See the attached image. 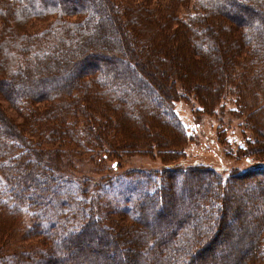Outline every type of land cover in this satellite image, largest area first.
I'll list each match as a JSON object with an SVG mask.
<instances>
[{
	"label": "trees",
	"instance_id": "trees-1",
	"mask_svg": "<svg viewBox=\"0 0 264 264\" xmlns=\"http://www.w3.org/2000/svg\"><path fill=\"white\" fill-rule=\"evenodd\" d=\"M260 2L0 0V99L14 112L0 105V264H75L67 253L94 227L113 248L132 236L135 250L91 264H264V5L253 8ZM94 43L117 52L87 51ZM191 74L198 81H188ZM179 101H194L195 114L241 117L248 138L239 152L259 163L225 176L208 164H183L194 134ZM222 133L217 123L218 140ZM102 153L113 162L134 154L162 161L136 182L144 190L129 221L113 223L103 207L97 213L89 187L71 181L74 159ZM35 177L42 183L31 186ZM177 181L192 182L188 204ZM176 203L185 214L173 228L153 232L141 221L152 208L166 221ZM110 212L122 214L116 204ZM229 214L248 215L253 250L208 263L202 253L210 243L232 233Z\"/></svg>",
	"mask_w": 264,
	"mask_h": 264
},
{
	"label": "rangeland",
	"instance_id": "rangeland-1",
	"mask_svg": "<svg viewBox=\"0 0 264 264\" xmlns=\"http://www.w3.org/2000/svg\"><path fill=\"white\" fill-rule=\"evenodd\" d=\"M262 3L264 5V0H262L260 4L253 6V8L255 10H260L259 8L262 7ZM123 26L125 30H130L128 25L124 24ZM126 41L129 42L128 40ZM90 47L97 48V50L102 51L106 55H113L117 52L115 46L109 47L102 43L87 45V51L90 50ZM158 52L161 53V51ZM81 55L82 52L76 53L74 59L79 58ZM123 56L126 58L125 54H123ZM203 60V56L202 58L197 57L195 59L198 65H201ZM61 61L62 60H59L60 65H62ZM93 64L100 69L101 66L104 65V61L96 59L93 61ZM73 73L70 72L66 76H62V78L68 79ZM187 79L192 82L198 81L196 74L188 75ZM58 81H61V79L58 78ZM0 105L5 107L9 117H14V112L6 107V103L2 99H0ZM196 106L194 101H179L176 104V110L187 131L194 134L193 141L190 142L186 149V156L181 159L183 164L188 162L208 164L216 169L222 176H225L230 169L253 167L259 163V161L252 156L244 155L239 152V149L244 147L245 140L248 138L240 129L239 122L241 121V117H235V119H233L226 112L224 115L225 121L228 122L226 123L213 116L195 114L193 109ZM2 115L5 117L4 113H2ZM217 123H222V128L224 129V133L221 134V140H218L215 136V127ZM214 137L216 138L215 140H213ZM100 157L102 159L97 156L74 159L72 162V169H70V171H72L70 175L71 181L75 182L78 187H89L88 191L92 198V207L97 213H101L103 207L113 223L129 221L131 220V212L135 211L138 204V197L144 190V184L137 187L136 182L139 183L144 180L146 176L143 177L142 174H149L155 169L162 168V161L159 157L152 159L150 157L135 154L121 157L119 160H115V162H113L114 157L108 158L104 153H102ZM31 183H33L32 185L30 184L31 186H38L42 182L35 177V179L31 180ZM191 184L192 182L189 181L186 185L184 183L180 184L178 181L176 182L174 190L176 192L181 190V195L184 194L180 203H189L187 192L184 191H187ZM228 193L230 194L231 192ZM115 204L117 208L121 210L122 214L113 215V213L110 212ZM178 204L179 203H176L175 206L173 205L172 209V206H167V210L172 217H168L166 221L160 220L159 214L161 212L154 208L150 210V215H143L141 221L150 226V228H153L154 230L151 229L153 232L155 229H171L174 227L172 226L174 224L172 219L185 214L184 212H178L176 210L175 207L178 206ZM244 209L246 210V208ZM247 211L249 212V210ZM247 211H245V215L248 214ZM230 214L227 224L231 227L232 233L230 236L223 239L224 233L222 234L223 231H221L220 234L215 237V240L210 243L209 248L202 253L203 255H210L208 263H210L209 261L216 262L221 254L232 253L238 250L243 254H247L253 250L248 249V243L246 244L247 239L245 238L250 236L249 234H251L253 230L252 224L248 221L250 218H248V215L247 217H240V215H238V217L234 218ZM102 220L104 219L102 218ZM82 235L83 237L74 240L73 249L67 253L68 256L75 259V264L116 261L120 259L121 253L125 254L127 249L130 250L129 252H134L135 250V248L129 245L134 241L132 236L123 238V240L119 241L117 243L118 245L113 248L110 242L111 236L100 231V228H85ZM90 237L92 240L88 241L87 238ZM121 260L126 262L127 259L124 257L123 259L121 258Z\"/></svg>",
	"mask_w": 264,
	"mask_h": 264
}]
</instances>
